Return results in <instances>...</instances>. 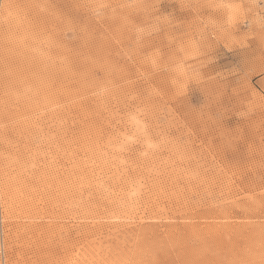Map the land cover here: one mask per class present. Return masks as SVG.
Instances as JSON below:
<instances>
[{
	"label": "rangeland",
	"instance_id": "374dc122",
	"mask_svg": "<svg viewBox=\"0 0 264 264\" xmlns=\"http://www.w3.org/2000/svg\"><path fill=\"white\" fill-rule=\"evenodd\" d=\"M0 264H264V0H0Z\"/></svg>",
	"mask_w": 264,
	"mask_h": 264
}]
</instances>
